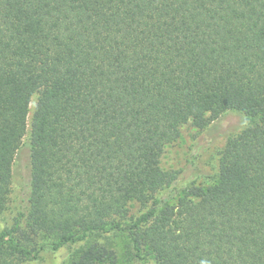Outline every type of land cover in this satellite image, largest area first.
Listing matches in <instances>:
<instances>
[{
    "label": "trees",
    "instance_id": "trees-1",
    "mask_svg": "<svg viewBox=\"0 0 264 264\" xmlns=\"http://www.w3.org/2000/svg\"><path fill=\"white\" fill-rule=\"evenodd\" d=\"M229 110L249 122L214 181L158 207L180 127ZM25 137L0 264L66 245L70 264H117L96 239L120 232L154 264H264V0H0V218ZM131 201L149 207L133 219Z\"/></svg>",
    "mask_w": 264,
    "mask_h": 264
},
{
    "label": "rangeland",
    "instance_id": "rangeland-1",
    "mask_svg": "<svg viewBox=\"0 0 264 264\" xmlns=\"http://www.w3.org/2000/svg\"><path fill=\"white\" fill-rule=\"evenodd\" d=\"M34 101L35 98L31 103V111ZM248 122L249 119L243 113L229 110L204 128H196L191 123L182 125L179 138L165 148L160 161L162 169L174 172L176 178L153 196V199L157 200L156 205L161 207L175 204L191 186H205L212 183L218 172L219 151L227 138L241 130ZM26 142L27 137L14 157L9 202L0 218V232L10 230L21 212L27 207L26 195L30 180L29 150ZM148 207L136 201L128 202L127 217L134 219L145 212ZM96 241L115 253L117 264H154L150 257L140 259L134 256L126 232L102 235ZM80 249L79 246L66 245L53 250L46 246L37 252L36 257L27 259L22 264H70Z\"/></svg>",
    "mask_w": 264,
    "mask_h": 264
}]
</instances>
